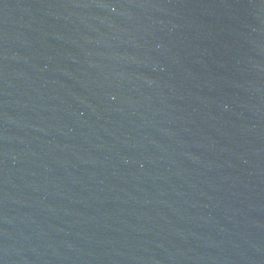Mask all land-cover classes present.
<instances>
[{"label":"water","instance_id":"obj_1","mask_svg":"<svg viewBox=\"0 0 264 264\" xmlns=\"http://www.w3.org/2000/svg\"><path fill=\"white\" fill-rule=\"evenodd\" d=\"M0 264H264V0H0Z\"/></svg>","mask_w":264,"mask_h":264}]
</instances>
